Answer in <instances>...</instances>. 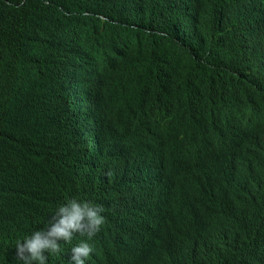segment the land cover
Listing matches in <instances>:
<instances>
[{
	"label": "clouds",
	"instance_id": "clouds-1",
	"mask_svg": "<svg viewBox=\"0 0 264 264\" xmlns=\"http://www.w3.org/2000/svg\"><path fill=\"white\" fill-rule=\"evenodd\" d=\"M152 63L172 64L196 112L248 120L264 43L231 29L223 0H0V264H180L181 241L158 216L175 193L158 150L106 108L129 109ZM8 181L20 185L12 209Z\"/></svg>",
	"mask_w": 264,
	"mask_h": 264
},
{
	"label": "trees",
	"instance_id": "trees-1",
	"mask_svg": "<svg viewBox=\"0 0 264 264\" xmlns=\"http://www.w3.org/2000/svg\"><path fill=\"white\" fill-rule=\"evenodd\" d=\"M223 8L239 37L264 43V0H223ZM157 66V76L153 67L140 81L136 104L124 109L114 98L109 103L117 106L111 111L148 134L159 162L164 160L175 193L158 210L163 235L180 239V264H264V66L262 91L248 120L196 112L189 102L191 86L175 83L172 64ZM103 88L108 86L99 82L94 90ZM19 187L8 181L9 198H1L7 208ZM13 210L14 221L29 223L25 207Z\"/></svg>",
	"mask_w": 264,
	"mask_h": 264
},
{
	"label": "bare ground",
	"instance_id": "bare-ground-1",
	"mask_svg": "<svg viewBox=\"0 0 264 264\" xmlns=\"http://www.w3.org/2000/svg\"><path fill=\"white\" fill-rule=\"evenodd\" d=\"M158 11H160V7L158 6V2H156L155 1V6H154V8H153V10H152V13L151 14H154L155 13V15H154V17H155V19H154V21H153V25H154V27L156 28V27H158V21H159V15L157 14L156 15V12H158ZM139 22H140V20L139 19H136L135 20V24H139ZM66 26L68 27V26H70V23H68V24H66ZM102 33H103V35L105 34V32L104 31H102ZM108 49L109 48H107L105 51H108ZM80 50L81 51H83L82 49H81V47H80ZM118 54V53H117ZM116 54V55H117ZM152 54V53H151ZM152 56H153V54H152ZM87 57L88 58H90V59H94V58H98V56H96V51L94 50V47L93 46H90L89 47V49H88V54H87ZM143 58H144V56H142ZM154 58V57H153ZM115 60V59H114ZM101 61H103V60H101ZM133 61L134 62H136V59H133ZM101 64H106V63H101ZM151 66H153L155 69H156V73H155V75L157 76V72H158V66H157V64H153L152 63V65ZM173 66L174 67H176L177 66V63H173ZM163 67V66H162ZM79 69H80V71H81V65L79 66ZM162 69V72L164 71V69L163 68H161ZM90 68L88 67V76L89 77H91L90 76ZM134 71V70H133ZM82 73V72H81ZM97 74H98V72H96ZM123 74L124 75H127V71H126V69H124V71H123ZM128 75H129V73H128ZM129 77H131V82H135V80H134V78L132 77V76H129ZM127 78L128 77H126L125 78V76L123 77V79H124V81H127ZM79 84H81V82H79ZM89 86H86V88H88ZM81 87H79L78 89H80ZM83 89H85V87L83 86ZM81 90V89H80ZM82 92H85V91H82ZM86 92H88L89 93V96H90V88H89V91H86ZM98 94H97V106H98V108L101 106V104H100V98H99V91L97 92ZM90 102H91V99H90V97H89V99H88V110H90V112H91V106H90ZM129 104H136V98H132L131 99V101H130V103ZM72 105V104H71ZM226 105V104H225ZM144 107H148L149 108V106H146V105H144ZM221 107H224V104L222 105L221 104ZM106 108H114V109H116L117 110V106H116V104H114V103H107L106 104ZM148 108H146L147 110H148ZM146 110V111H147ZM73 114H74V112H73ZM100 122H101V124H102V121L100 120V118H98V131H99V125H100ZM92 121H91V113H90V123H89V126H88V128H87V130L89 129L90 130V135H91V128H92ZM128 128V127H127ZM110 129V124H108V126H107V130H109ZM88 130V131H89ZM237 133H239V131H236V136H238V134ZM107 136H108V134H107ZM228 138V140L231 138L230 136H228L227 137ZM116 140H118L117 139V137L115 138ZM158 140V138L157 137H155L154 138V141H157ZM92 142H93V138H92ZM111 142V140H110V137L108 136L107 137V143H110ZM91 143V142H90ZM97 143H99V141L97 142ZM228 143V142H227ZM227 145H229V143L227 144ZM88 149H90V148H88ZM157 160L154 162L155 163V165H154V167L157 165ZM164 163V160L162 161V164ZM81 166V165H80ZM124 171H125V173H132V171L131 170H129V169H124ZM80 172H82V171H80ZM127 173V174H128ZM163 173H164V171H163ZM251 175V174H250ZM136 179V178H135ZM256 183V182H255ZM254 183V184H255ZM252 184V183H251ZM162 188H164V186H162ZM97 203H99V200H98V202ZM254 230V229H253ZM256 248V247H255ZM52 261V260H51Z\"/></svg>",
	"mask_w": 264,
	"mask_h": 264
},
{
	"label": "water",
	"instance_id": "water-1",
	"mask_svg": "<svg viewBox=\"0 0 264 264\" xmlns=\"http://www.w3.org/2000/svg\"><path fill=\"white\" fill-rule=\"evenodd\" d=\"M184 7H185V5H184ZM121 56V55H120ZM120 56H119V58H120ZM72 86V85H71ZM73 88V87H72ZM75 93H76V95L78 96H81V97H83V93L82 92H77V90L75 91ZM75 95V96H76ZM74 100V104L77 106V104L79 105L80 103H79V101H78V97H75V99H73ZM227 104V103H226ZM221 105V104H220ZM230 136H233V134L232 133H230ZM224 141H226V140H224ZM204 155H205V153H204ZM205 158L208 160V157H207V155H205ZM149 166V165H148ZM148 169V168H147Z\"/></svg>",
	"mask_w": 264,
	"mask_h": 264
}]
</instances>
